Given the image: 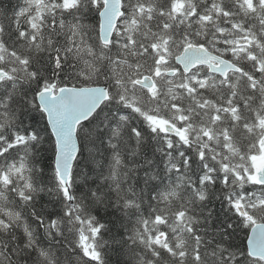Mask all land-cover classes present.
<instances>
[{"label": "snow or ice", "instance_id": "snow-or-ice-1", "mask_svg": "<svg viewBox=\"0 0 264 264\" xmlns=\"http://www.w3.org/2000/svg\"><path fill=\"white\" fill-rule=\"evenodd\" d=\"M0 264H264V0H0Z\"/></svg>", "mask_w": 264, "mask_h": 264}]
</instances>
